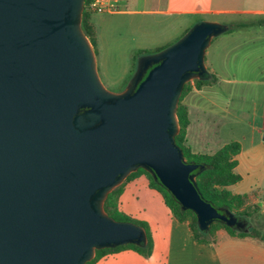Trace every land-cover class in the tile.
<instances>
[{
    "label": "water",
    "instance_id": "1",
    "mask_svg": "<svg viewBox=\"0 0 264 264\" xmlns=\"http://www.w3.org/2000/svg\"><path fill=\"white\" fill-rule=\"evenodd\" d=\"M83 2L0 0V264H85L96 248L145 241L140 225L102 208L139 167L201 229L237 223L202 198L192 174L199 165L174 142L183 84L205 70L221 25L195 24L146 56L136 82L116 93L100 81L80 28Z\"/></svg>",
    "mask_w": 264,
    "mask_h": 264
},
{
    "label": "crops",
    "instance_id": "2",
    "mask_svg": "<svg viewBox=\"0 0 264 264\" xmlns=\"http://www.w3.org/2000/svg\"><path fill=\"white\" fill-rule=\"evenodd\" d=\"M125 6L127 9L118 13L142 15L136 21V42L144 46L140 50L174 44L201 21L230 25L235 22L225 19L227 14L260 16L257 22H246L244 27L211 37L204 52V67L215 79L201 86L194 83L185 93L189 123L184 144L193 153L210 155L230 141L239 143L233 171L240 180L227 189L234 195L255 191L250 203H257L259 211L250 218L260 220V224L255 227L250 218L249 223L264 235V158L259 155L258 144L244 147L230 133L239 117L247 118L250 124L261 112L264 121V0H127ZM94 14L91 23L96 47L104 35L94 26ZM256 23L258 29H248ZM95 47L96 70L101 75ZM132 67L116 83H122ZM250 85L254 86L251 95L247 93ZM117 208L148 223L151 254L146 257L125 248L107 252L92 264H264V240L259 237L223 235L216 243L197 242L188 222L174 216L144 173L137 172L123 181Z\"/></svg>",
    "mask_w": 264,
    "mask_h": 264
},
{
    "label": "trees",
    "instance_id": "3",
    "mask_svg": "<svg viewBox=\"0 0 264 264\" xmlns=\"http://www.w3.org/2000/svg\"><path fill=\"white\" fill-rule=\"evenodd\" d=\"M86 1L87 0H84L83 2L80 28L94 48L95 31L91 23V13L86 9ZM246 25H248L246 22H235L230 25H221V30L222 32L227 33L238 27H244ZM165 48L166 47H159L152 51L146 49L138 51V53L142 55V58L139 64V71L133 78L134 83L136 82L135 80L138 78V76L143 73L145 62L150 60V58L146 56L157 54ZM131 72L127 75L122 83L130 79ZM214 79L215 77L210 74L207 69H205L197 74L195 86L210 84L214 81ZM185 83L183 84V87ZM124 90L125 89L116 91V93L123 92ZM80 109L82 110L85 108ZM175 115L177 117L178 131L174 135V142L180 148L183 160H185L186 162L197 163L199 165L195 170L192 171V174L194 175L193 182L196 189L203 199L210 202L218 210H220L221 212L228 211L232 213L236 218L237 223L234 225H228L226 224V222L214 220L207 228L201 229L199 227L196 215L193 216L192 221L188 220L184 213L189 209L184 210L174 198V196L159 182L157 178L154 177L153 173L149 170L143 167H139L138 169L130 172L124 179L129 178L131 175L137 172L143 171L142 173L147 175L151 184L155 185L157 187L156 189H158L162 194L174 216L180 221L188 222L193 238L199 243H216L222 238L223 235L240 237L250 235L259 237L260 239L264 240V235L261 234L260 231L256 228L252 227L249 231H246V227L249 225V217L252 215V213H257L259 211L257 203H253L252 205L250 204L251 210L248 212L244 209L238 211L236 204L233 202L232 198H230L231 195L235 197H248L250 193L234 195L225 188L226 186L236 183L240 180V175L234 173L233 171V168L237 163L235 155H237L240 151L239 143L236 141H230L229 143L222 146L217 152L210 155L193 153L184 144L186 127L189 123L188 110L185 104L181 105L179 103V98L175 109ZM122 184L123 181L107 193L105 199L103 200L102 208L108 216L112 217L115 220L130 221L140 225L145 232L146 239L145 241H141L138 244L129 243L111 247L96 248L94 249L93 257L89 260L92 263L98 260L103 254L107 252H115L125 248H130L146 257L151 254L153 244L148 223L145 221L134 219L128 215H124L120 213L117 208V198L122 189Z\"/></svg>",
    "mask_w": 264,
    "mask_h": 264
},
{
    "label": "rangeland",
    "instance_id": "4",
    "mask_svg": "<svg viewBox=\"0 0 264 264\" xmlns=\"http://www.w3.org/2000/svg\"><path fill=\"white\" fill-rule=\"evenodd\" d=\"M125 9L127 8L125 7ZM93 14L94 13H92L91 15ZM141 16H138L133 13L132 14L112 13V14H94V16L92 17V21L94 23L96 30L99 31V33L101 34L103 33L104 35V37L101 39V44H97L95 47L101 75H99L98 72L97 73L102 84L112 92L127 89V87L131 85V83L134 80L133 78L135 77V75H137L139 71V64L142 55H140L138 52L136 53V49L139 48L140 50V48L144 46H142L141 43H138V41L136 42V21L139 20V17ZM224 18L232 22H250V21L257 22L260 19V16L259 17L252 16L246 13H238V14L231 13V14H227ZM258 28L259 27L257 23L255 26L248 27L249 30L258 29ZM175 35L176 34H173L171 38H173ZM86 39L90 44L92 51L94 52V48L92 47L87 37ZM169 45L171 44H168V46ZM148 47H153V48H148L149 51H152L159 47H167V46L166 44H163V46L161 45L157 47L155 46H148ZM94 58H95V54H94ZM130 66H133L131 70L132 72L130 75L131 76L130 79H128V81L124 83H120V84L116 83L121 76L125 75L127 69ZM195 80L196 77L194 76V77H190L186 81L183 90L179 95V103L181 105L185 104L184 103L185 93L188 90V88H190V86H192V84L195 83ZM253 87H254L253 85L248 86V88H250L247 90L248 94L250 95L252 94ZM260 113L261 112H259V115L256 116L250 124L246 122L247 118L239 117L237 122L233 125L235 131H233L234 130L233 129L230 133L231 135H234L233 137H235V139H237L244 147H246V145H248L249 143L258 144L259 155L262 156V158H264V121H263V116ZM142 172L143 171L138 173H142ZM150 186L153 187L154 189L157 188L155 185H152L151 182H150ZM225 188L227 189V186ZM253 192H250L248 197L245 196L235 197L233 195H231L232 197L230 196V198H232L233 202L236 204L238 211L244 209L248 212L251 210L250 201L253 199ZM184 214L190 221H192L193 216L195 215L194 212L189 210H187ZM250 219L251 222L254 223L255 227L260 224V220H253L252 218ZM252 227L253 226H251V224L249 223V225L246 227V231H249ZM85 264H92V262L88 261Z\"/></svg>",
    "mask_w": 264,
    "mask_h": 264
},
{
    "label": "built area",
    "instance_id": "5",
    "mask_svg": "<svg viewBox=\"0 0 264 264\" xmlns=\"http://www.w3.org/2000/svg\"><path fill=\"white\" fill-rule=\"evenodd\" d=\"M127 0H87L88 12L99 14L118 13L125 9Z\"/></svg>",
    "mask_w": 264,
    "mask_h": 264
},
{
    "label": "flooded vegetation",
    "instance_id": "6",
    "mask_svg": "<svg viewBox=\"0 0 264 264\" xmlns=\"http://www.w3.org/2000/svg\"><path fill=\"white\" fill-rule=\"evenodd\" d=\"M136 81V80H135ZM134 83V82H133Z\"/></svg>",
    "mask_w": 264,
    "mask_h": 264
}]
</instances>
